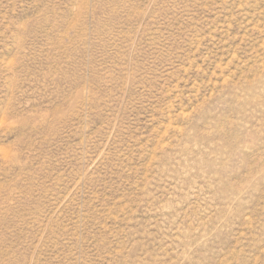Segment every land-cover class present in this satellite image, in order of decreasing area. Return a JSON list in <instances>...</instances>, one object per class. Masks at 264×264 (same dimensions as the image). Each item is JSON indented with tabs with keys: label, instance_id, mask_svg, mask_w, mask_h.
Segmentation results:
<instances>
[{
	"label": "rangeland",
	"instance_id": "1",
	"mask_svg": "<svg viewBox=\"0 0 264 264\" xmlns=\"http://www.w3.org/2000/svg\"><path fill=\"white\" fill-rule=\"evenodd\" d=\"M0 264H264V0H0Z\"/></svg>",
	"mask_w": 264,
	"mask_h": 264
}]
</instances>
